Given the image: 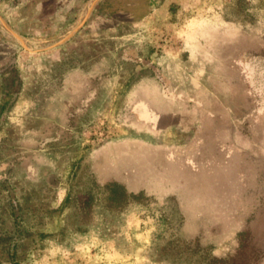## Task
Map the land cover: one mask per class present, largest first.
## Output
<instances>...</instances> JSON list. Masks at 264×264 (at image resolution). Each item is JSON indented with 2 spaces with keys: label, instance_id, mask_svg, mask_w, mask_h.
I'll use <instances>...</instances> for the list:
<instances>
[{
  "label": "rangeland",
  "instance_id": "rangeland-1",
  "mask_svg": "<svg viewBox=\"0 0 264 264\" xmlns=\"http://www.w3.org/2000/svg\"><path fill=\"white\" fill-rule=\"evenodd\" d=\"M257 58L264 0H0V264H264Z\"/></svg>",
  "mask_w": 264,
  "mask_h": 264
},
{
  "label": "crops",
  "instance_id": "crops-1",
  "mask_svg": "<svg viewBox=\"0 0 264 264\" xmlns=\"http://www.w3.org/2000/svg\"><path fill=\"white\" fill-rule=\"evenodd\" d=\"M254 65L264 66V60L262 61L261 58H257L255 60H252ZM252 62L245 61L243 59L241 66L246 67L248 70L250 69V64ZM248 84L250 85V81L248 80ZM249 96V95H248ZM160 100L156 103L153 101L143 98L138 100L134 107L132 108V115H133V122L136 125L144 126L145 128L149 129H171L174 127H183L188 128L191 125H189V117L185 112H183L180 108V104L183 102L181 99H179V94L174 90L173 87L169 86L167 89V93H161L159 96ZM262 103L259 104L257 109V114H264V99L263 96ZM243 109V108H242ZM248 110V109H247ZM237 111L233 107H227L226 110V116L221 115V119L225 120L227 124L229 125L228 129L231 131V145L237 146V149H243L242 145H237V139L243 137V134L239 135V131L244 127V121L242 120L243 117L236 116ZM209 120H214V123L217 122L218 116L216 114H211L209 117ZM200 120V119H199ZM209 124L208 122L204 121L203 119L199 122V127H197V131L202 130V128ZM201 139H204L201 142V146H205L207 144V140H205V136L201 137ZM218 146H228V144L223 143L222 139H217ZM220 143V144H219ZM239 144V143H238ZM239 147V148H238Z\"/></svg>",
  "mask_w": 264,
  "mask_h": 264
}]
</instances>
